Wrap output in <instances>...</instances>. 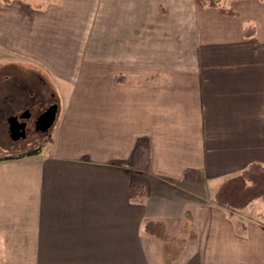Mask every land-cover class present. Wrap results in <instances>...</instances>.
<instances>
[{"label":"crops","instance_id":"0c3cea01","mask_svg":"<svg viewBox=\"0 0 264 264\" xmlns=\"http://www.w3.org/2000/svg\"><path fill=\"white\" fill-rule=\"evenodd\" d=\"M106 1L82 28L97 47L63 60L64 74L45 61L60 94L51 139L0 160V264H264V198L216 200L264 165V0H232L235 14ZM141 141L145 170L131 164Z\"/></svg>","mask_w":264,"mask_h":264},{"label":"rangeland","instance_id":"374dc122","mask_svg":"<svg viewBox=\"0 0 264 264\" xmlns=\"http://www.w3.org/2000/svg\"><path fill=\"white\" fill-rule=\"evenodd\" d=\"M231 1L222 0L229 7L232 5ZM106 2L108 6H111L109 0ZM144 2L147 3L145 7L151 9L158 0ZM105 4L104 0H0V139L9 141L0 140V148H27L39 143H46L51 139L56 122L48 132L36 135L31 133L25 140L14 144L8 133L6 115L10 111V113L20 111L24 106V101L20 102L17 99L14 103L10 102L12 104L10 108L6 101V95L11 93L20 95L19 99H28L31 92L34 91L33 85L28 80H34L37 88L40 84L46 85V89L48 86L59 101L60 94L53 79L49 82L47 80L49 72L45 68L46 62L51 60L57 62L60 69L58 74L60 71L64 74L62 66L66 63L63 60L83 59L80 53L82 45L85 50L88 46L89 48L97 47V38L95 37L92 42L93 35L85 37L86 32L82 31V28L86 26L84 20L88 18V15L97 14L99 8L105 7ZM128 7H133V3ZM140 7L141 1H139L138 8ZM156 11L157 9H155ZM146 16L150 20L148 14ZM75 46L79 47L75 48ZM11 60H17L20 63L16 70H9L10 65H4L5 61ZM40 76L44 79H40ZM20 78L25 79L26 86H23L25 84L23 81L21 83L16 80ZM8 80L16 81V85L9 86L5 85V82L3 83ZM12 109L15 111L13 112ZM177 229L174 227L168 232L174 235L178 231ZM178 236L179 234H177ZM171 238L169 237L168 241L175 240L174 237L170 240ZM167 239L164 238L162 242L166 243Z\"/></svg>","mask_w":264,"mask_h":264},{"label":"trees","instance_id":"16d2710c","mask_svg":"<svg viewBox=\"0 0 264 264\" xmlns=\"http://www.w3.org/2000/svg\"><path fill=\"white\" fill-rule=\"evenodd\" d=\"M201 6H214L227 14L236 12L222 2V0H196ZM255 33L253 26L245 28V35L252 36ZM5 85H16V81H3ZM17 85H19L17 83ZM8 95V94H7ZM7 101V100H6ZM39 143L32 147L20 149H2L0 148V160L20 158L38 153L42 146ZM150 151L145 142H140L132 159V165L145 170L149 166ZM148 194V186L145 180L137 177L131 185V197L137 201H143ZM258 198H264V165L259 162L251 163L239 174L227 178L216 193V200L219 204L231 208H243Z\"/></svg>","mask_w":264,"mask_h":264},{"label":"flooded vegetation","instance_id":"af4514ba","mask_svg":"<svg viewBox=\"0 0 264 264\" xmlns=\"http://www.w3.org/2000/svg\"><path fill=\"white\" fill-rule=\"evenodd\" d=\"M20 79H16V80H18V82H21V83L23 81L25 83L23 86H26L25 79H22V80ZM28 82L31 83L34 87V91L31 92V95H29L28 99L21 98L22 99L21 100L19 99L20 95H15L11 93L6 95V100H7V103H9L8 106H10V108L12 106L10 102L14 103L17 99L18 101L20 100V102L24 101V106L22 107L20 111L16 112L15 109H12V111L13 112L15 111V112L10 113L11 112L10 111L6 115V122H7V127L9 128V130H10L11 124L21 125L22 123H24L25 125L24 131L26 135L25 137L20 136L19 140L20 139L25 140L27 137L30 136L31 133H33V135H36L37 133H46L47 131L41 130L39 123H38V117L43 112H45L50 105H52L53 103H58L56 94L52 92L51 90H49L48 86L46 89V85L42 86L40 84L39 88H37L34 80H28ZM18 87H20V85H18Z\"/></svg>","mask_w":264,"mask_h":264},{"label":"water","instance_id":"95a60500","mask_svg":"<svg viewBox=\"0 0 264 264\" xmlns=\"http://www.w3.org/2000/svg\"><path fill=\"white\" fill-rule=\"evenodd\" d=\"M59 105L58 103H53L48 107V109L43 112L38 117V123L42 131H48L54 125L57 115H58ZM24 123L21 125L18 124H11L10 132L11 136L15 139L19 138L20 136L25 137L26 133L24 131ZM21 128V129H20Z\"/></svg>","mask_w":264,"mask_h":264}]
</instances>
